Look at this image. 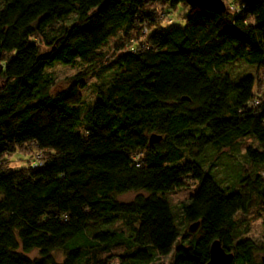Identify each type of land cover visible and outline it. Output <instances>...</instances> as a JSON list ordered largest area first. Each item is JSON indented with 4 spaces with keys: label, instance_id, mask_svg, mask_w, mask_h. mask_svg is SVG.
I'll use <instances>...</instances> for the list:
<instances>
[{
    "label": "trees",
    "instance_id": "obj_1",
    "mask_svg": "<svg viewBox=\"0 0 264 264\" xmlns=\"http://www.w3.org/2000/svg\"><path fill=\"white\" fill-rule=\"evenodd\" d=\"M0 25V264H207L215 240L233 264H264L237 219L255 194L264 201L261 176L253 192L231 190L201 157L253 138L247 157L264 164V0L224 13L186 0H0ZM237 59L258 77L234 82L222 70ZM57 64L83 70L54 92ZM17 153L43 165L12 169ZM188 180L197 189L181 209L196 232L168 198ZM130 192L147 195L118 200Z\"/></svg>",
    "mask_w": 264,
    "mask_h": 264
},
{
    "label": "rangeland",
    "instance_id": "obj_2",
    "mask_svg": "<svg viewBox=\"0 0 264 264\" xmlns=\"http://www.w3.org/2000/svg\"><path fill=\"white\" fill-rule=\"evenodd\" d=\"M226 6L234 2L235 0H224ZM189 10L179 5L174 12L176 20L186 17ZM174 20V19H173ZM75 21V16H71L62 23L71 24ZM184 20H178V24H184ZM3 36V26L0 25V40ZM116 38L111 39L108 46H105L102 51L107 52V56L110 57L116 51ZM83 68L81 66H65L57 64L54 68L48 70V73L54 78V92H58L67 87L69 78L78 74ZM228 74L234 82H237L243 78L254 76L258 77L259 73L255 66L247 64L242 59H237L233 62L227 63L223 70ZM98 83L94 76L87 78V87L83 89L84 103L83 106L88 108L92 105L96 99L97 94L95 92V85ZM258 93V89H255ZM261 93H264L261 90ZM248 148L259 149V143L253 138H244L236 141L232 146L224 147L219 150H208L201 154L202 160L210 173L217 179V181L224 187L231 190L246 192H253L252 181L257 176H261L264 183V164H256L247 157ZM196 154V151L195 153ZM11 168L20 169L22 167H28L32 161V157L17 153L11 159ZM186 185L181 188H176L169 193L168 198L173 207V211L178 224L183 230H187L190 225L185 223L182 213V203L187 200L197 189V183L193 181H186ZM138 195H147L144 192H130L118 197L121 202H131ZM253 206L249 213L237 215L239 220V231L243 238H250L260 248L257 254V261L259 263L264 262V201L258 198L255 194L253 197ZM31 258L39 257V251H33L29 254ZM56 262L63 263L65 260L64 251H56L54 253ZM170 258H158L154 264H170Z\"/></svg>",
    "mask_w": 264,
    "mask_h": 264
},
{
    "label": "water",
    "instance_id": "obj_3",
    "mask_svg": "<svg viewBox=\"0 0 264 264\" xmlns=\"http://www.w3.org/2000/svg\"><path fill=\"white\" fill-rule=\"evenodd\" d=\"M191 7L206 8L216 12L224 13L227 6L224 0H186ZM163 137L161 135L153 134L150 138V143L155 144L161 142ZM200 226L196 222L190 226L192 232H196ZM235 255L232 252H227L220 240H215L210 249V260L207 264H233Z\"/></svg>",
    "mask_w": 264,
    "mask_h": 264
},
{
    "label": "built area",
    "instance_id": "obj_4",
    "mask_svg": "<svg viewBox=\"0 0 264 264\" xmlns=\"http://www.w3.org/2000/svg\"><path fill=\"white\" fill-rule=\"evenodd\" d=\"M230 8H231V10H233V11H239V10H240V8L237 7V6L234 5V4L231 5ZM165 18L168 20L169 23H171V22L174 21L173 18H171V17H169V16H166ZM144 33H147V29L144 30ZM43 158H44V156H43L42 154H39V155L37 156V159L33 162V167H34V168H38V167L42 166V165H43Z\"/></svg>",
    "mask_w": 264,
    "mask_h": 264
}]
</instances>
